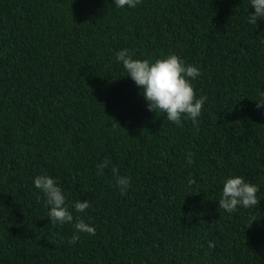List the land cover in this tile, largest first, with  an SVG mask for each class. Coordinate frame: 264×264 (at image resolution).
Masks as SVG:
<instances>
[{"label": "trees", "instance_id": "16d2710c", "mask_svg": "<svg viewBox=\"0 0 264 264\" xmlns=\"http://www.w3.org/2000/svg\"><path fill=\"white\" fill-rule=\"evenodd\" d=\"M248 10L249 0H0V264H264V22L252 28ZM124 48L200 69L196 123L147 109L115 60ZM112 167L131 177L125 193ZM45 173L69 202L89 201L79 216L94 235L71 242L72 225L50 223L32 183ZM231 175L259 187L255 206L219 207Z\"/></svg>", "mask_w": 264, "mask_h": 264}, {"label": "clouds", "instance_id": "9594fccd", "mask_svg": "<svg viewBox=\"0 0 264 264\" xmlns=\"http://www.w3.org/2000/svg\"><path fill=\"white\" fill-rule=\"evenodd\" d=\"M114 6L119 9L135 8L140 0H113ZM249 12L246 22L252 28L264 22V0H249ZM115 60L122 65L147 102L149 111L161 112L168 121L177 125L181 124L183 117H189L193 123L201 115L206 96L197 97L192 81L200 75V69L194 65L186 64L178 55L169 53L154 61L150 59L133 58L127 48L118 50ZM261 100L257 107L264 105V92L260 93ZM192 153L185 155L187 165L193 163ZM109 161L104 160L96 165V174H104ZM113 182L121 193H125L131 184V177L121 175L116 167L111 168ZM34 187L39 190L48 208L47 217L53 225L70 224L74 228L71 242L79 239V233L95 234V227L82 219L79 214L84 213L89 207L88 200L69 202L67 194L63 191L56 178L48 174H39L33 178ZM191 183V181H190ZM259 187L241 175H231L222 180V188L218 198L219 207L227 213H233L238 208H251L258 202ZM74 213L76 214L74 216ZM252 223L254 218H249ZM213 242H208L212 248Z\"/></svg>", "mask_w": 264, "mask_h": 264}]
</instances>
